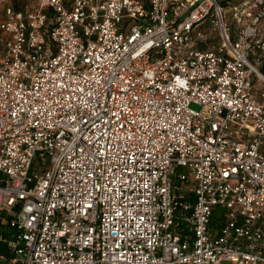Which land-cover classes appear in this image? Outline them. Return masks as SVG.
Segmentation results:
<instances>
[{
  "label": "built area",
  "instance_id": "obj_1",
  "mask_svg": "<svg viewBox=\"0 0 264 264\" xmlns=\"http://www.w3.org/2000/svg\"><path fill=\"white\" fill-rule=\"evenodd\" d=\"M33 1L0 20V264H264V0Z\"/></svg>",
  "mask_w": 264,
  "mask_h": 264
},
{
  "label": "rangeland",
  "instance_id": "obj_2",
  "mask_svg": "<svg viewBox=\"0 0 264 264\" xmlns=\"http://www.w3.org/2000/svg\"><path fill=\"white\" fill-rule=\"evenodd\" d=\"M230 1L233 2V3H239L242 0H230ZM5 5H6V3H0V20H1V17H2L3 10L6 7ZM256 84L260 85V83L258 81H256ZM224 214H225V210L221 209L220 207H217L215 215L218 218L219 222L222 221V219H224Z\"/></svg>",
  "mask_w": 264,
  "mask_h": 264
},
{
  "label": "crops",
  "instance_id": "obj_3",
  "mask_svg": "<svg viewBox=\"0 0 264 264\" xmlns=\"http://www.w3.org/2000/svg\"><path fill=\"white\" fill-rule=\"evenodd\" d=\"M66 1H67L68 5H71V1L72 0H66ZM2 3H6L5 6L12 5V6L20 7V6H24L25 4H34V1L33 0H6V1H4ZM213 35L216 36V33H214ZM262 70L264 71V67L262 68ZM259 87H260V85H259Z\"/></svg>",
  "mask_w": 264,
  "mask_h": 264
},
{
  "label": "trees",
  "instance_id": "obj_4",
  "mask_svg": "<svg viewBox=\"0 0 264 264\" xmlns=\"http://www.w3.org/2000/svg\"><path fill=\"white\" fill-rule=\"evenodd\" d=\"M221 3H222L224 6H226V7L237 4V3H233V2H231L230 0H221ZM215 213H216V212H215ZM213 220H214V222H215L216 225H218V224L220 223V222L218 221V218L216 217L215 214H214V216H213Z\"/></svg>",
  "mask_w": 264,
  "mask_h": 264
}]
</instances>
